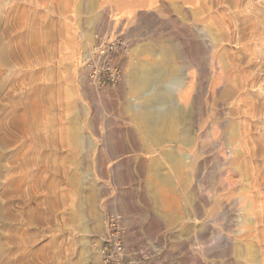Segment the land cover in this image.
I'll use <instances>...</instances> for the list:
<instances>
[{"label":"rangeland","instance_id":"obj_1","mask_svg":"<svg viewBox=\"0 0 264 264\" xmlns=\"http://www.w3.org/2000/svg\"><path fill=\"white\" fill-rule=\"evenodd\" d=\"M0 5V244L21 252L12 264H100L108 212L127 263L259 258L264 0ZM112 42L122 77L99 87L83 58Z\"/></svg>","mask_w":264,"mask_h":264},{"label":"built area","instance_id":"obj_2","mask_svg":"<svg viewBox=\"0 0 264 264\" xmlns=\"http://www.w3.org/2000/svg\"><path fill=\"white\" fill-rule=\"evenodd\" d=\"M116 43H99L84 56V66L91 83L102 87L117 83L122 77V68L112 57ZM121 216L108 212L104 216L103 230L93 240V247L100 257V264H132L126 262V254L121 239Z\"/></svg>","mask_w":264,"mask_h":264},{"label":"bare ground","instance_id":"obj_3","mask_svg":"<svg viewBox=\"0 0 264 264\" xmlns=\"http://www.w3.org/2000/svg\"><path fill=\"white\" fill-rule=\"evenodd\" d=\"M0 1H2V0H0ZM18 1H19V0H18ZM14 2H15V1H14ZM7 3H8V2H7ZM2 4H3V3H2ZM14 4H15V3H14ZM5 5H6V4H5ZM5 5H4V6H5ZM0 6H1V5H0ZM7 6H8V5H7ZM17 6H18V5H17ZM15 7H16V6H15ZM1 8H2V7H1ZM1 8H0V10H1ZM3 8H4V7H3ZM3 8H2V9H3ZM12 8H13V7H12ZM16 8H17V7H16ZM5 9H6V7H5ZM14 9H15V8H13L12 10H13V12H14V14H15V11H16V10L14 11ZM10 11H11V7H10V5H9L8 8H7V10L5 11V12H6V15H7V13H9ZM2 12L4 13L3 10H2ZM11 12H12V11H11ZM11 12H10V13H11ZM10 13H9V14H10ZM9 14H8V15H9ZM5 17H7V16H5ZM9 17H10V16H9ZM9 17H8V19H9ZM4 19H5V18H4ZM4 19H3V20H4ZM6 20H7V19H6ZM3 52H4V51H3ZM0 53L2 54L1 51H0ZM0 56H1V55H0ZM2 57H4V56H2ZM2 57H1L0 59H2ZM2 61H4V60H2ZM2 63H3V62H2ZM0 134H1V133H0ZM0 138H1V140H2V136H1ZM3 138H4V137H3ZM244 139H245V138H244ZM1 140H0V141H1ZM246 140H247V139H246ZM3 141H4V140H3ZM3 141H2V142H3ZM243 141H244V140H243ZM251 141H252V140H251ZM4 142H5V141H4ZM4 142H3V143H4ZM247 142H248V141H247ZM246 144H247V143H244V145H246ZM250 144H251V143H250ZM252 144H253V143H252ZM252 144H251V145H252ZM253 145H254V144H253ZM246 147H247V146H246ZM246 147H245V148H246ZM253 147H254V146H253ZM251 149H252V148H251ZM246 150H247V149H246ZM249 151H250V150H249ZM252 152H255V153H256L255 150L252 151ZM252 152H250V153H252ZM248 153H249V152H248ZM248 153L246 152V155H247V156L250 155V154L248 155ZM252 154H254V153H252ZM246 155L244 154V158L247 157ZM245 156H246V157H245ZM250 157H252V156H250ZM253 157H254V155H253ZM249 159H250V158L245 159V160H246L245 163H248L249 161H247V160H249ZM235 160H236V159H235ZM253 162H255V161H253ZM250 163H252V162L250 161L249 164H250ZM247 165H248V164H247ZM247 165H246V166H247ZM254 165L257 166L256 164H254ZM237 167H238V164H237ZM250 167H251V166H250ZM252 167H253V166H252ZM252 167H251V169L253 170ZM242 168H243V167H242ZM247 168H248V167H247ZM240 169H241V165H240ZM242 170H243V169H242ZM245 170L248 171V169H246V168H245ZM254 170H255V169H254ZM254 170L252 171V173L255 172ZM263 170H264V169H263ZM239 171H240V170H239ZM247 171H246V172H247ZM250 171H251V170H250ZM250 171H248V172H250ZM237 172H238V171H237ZM237 172H236L235 174H237ZM240 172H241V171H240ZM243 172H244V171H243ZM239 174H240V173H239ZM253 174H254V173H253ZM250 175H251V174H250ZM252 176H253V175H251V177L249 176V178H252ZM255 176H256V175H255ZM240 177H242V176L240 175ZM246 177H247V176H246ZM247 179H248V178H247ZM263 179H264V178H263ZM252 180H253V179H252ZM252 180H251V181H252ZM232 182H233V181H232ZM252 182H253V181H252ZM256 182H257V181H256ZM230 183H231V182H230ZM230 183H229V184H230ZM254 183H255V182H254ZM255 184H256V183H255ZM233 185H235V184H233ZM228 189H229V188H228ZM2 190H3V189H2ZM3 192H4V190H3ZM3 192H2V193H3ZM2 196H3V195H2ZM261 202H262V201H261ZM259 204H260V203H259ZM254 205H255V204H254ZM256 205H257V204H256ZM217 206H218V205H217ZM249 206H250V205H249ZM259 206H260V205H259ZM1 207H2V206H1ZM5 207H7V206L5 205ZM246 207H247V206H246ZM217 208H219V207H217ZM217 208H216V210H217ZM248 208H249V207H248ZM250 208H251V209H254V208H252V207H250ZM6 209H7V208H6ZM243 209H244V208H243ZM251 209H249V210H251ZM257 209H259V208H257ZM261 210H262V211H261L262 215L260 216V214H258V216L263 217V219H264V207H262ZM8 211H9V210H8ZM218 211H219V210H218ZM218 211H217V212H218ZM245 211H247V210H245ZM258 211H260V210H258ZM258 211H257V212H258ZM4 212H5L4 207H3V208H0V220L2 221V220L4 219L3 222L6 220L5 218H3V217H4ZM6 212H7V211H6ZM251 212H252V211H251ZM251 212H250V213H251ZM245 213H246V212H245ZM255 213H256V212H255ZM9 214H10V212H9ZM246 214H248V213H246ZM7 215H8V214H7ZM7 215H6V216H7ZM10 215H11V214H10ZM249 215H250V214H249ZM256 215H257V214H256ZM256 215H255V217H256V218H259V217H257ZM249 217H250V216H249ZM2 218H3V219H2ZM8 218H9V216H8ZM239 218H240V216H239ZM251 218H254V217H251ZM13 219L16 220L17 218H13ZM13 219H12V221H13ZM242 219H246V218L243 217ZM249 219H250V218H249ZM8 220H9V219H8ZM17 220H18V219H17ZM17 220H16V221H17ZM238 220H240V219H238ZM247 220H248V218H247ZM9 221H10V220H9ZM12 221H11V222H12ZM20 221H21V220H20ZM20 221H19V222H20ZM255 221H256V220H255ZM258 221H259V220H258ZM261 221H262V220H261ZM14 222H15V221H14ZM239 222H241V221H239ZM256 222H257V221H256ZM259 222H260V221H259ZM259 222H258V224H260ZM4 223H6V221H5ZM4 223H3V224H4ZM17 223H18V222H17ZM20 223H21V222H20ZM245 223H246V222H245ZM253 223H254V222H253ZM253 223H252V224H253ZM261 223H262V222H261ZM0 224H1V223H0ZM241 224H244V223H241ZM247 224H248V223H247ZM254 224H255V223H254ZM258 224H257V225H258ZM14 225H16V224H14ZM14 225H13V226H14ZM245 225H246V224H245ZM260 225H261V224H260ZM11 226H12V225H11ZM11 226H9V227H11ZM16 226H17V225H16ZM262 226H263V225H262ZM2 227H3V226H2ZM5 227H6V226H5ZM9 227H8V228H9ZM242 227H243V226H242ZM12 228H13V227H12ZM16 228H17V227H16ZM261 228H262V227H261ZM261 228H260V230H261ZM240 229H241V228H240ZM252 229H253V228H252ZM255 229H258V228H255ZM255 229H254V230H255ZM8 230H9V229H8ZM8 230H4V231H8ZM11 230H12V229H11ZM247 230H248V228H246V231H247ZM254 230H253V231H254ZM4 231H3V232H4ZM13 231H14V230H13ZM15 231H16V230H15ZM239 231H240V230H239ZM239 231H238V232H239ZM246 231H245V232H246ZM249 231H250V230H249ZM3 232H2V234H3ZM0 233H1V232H0ZM9 233H10V232H9ZM239 233H240V232H239ZM243 233H244V232H243ZM247 233H248V232H247ZM249 233H250V232H249ZM245 234H246V233H245ZM3 235H5V234H3ZM248 235H249V234H248ZM248 235H246V236H245V235H241V236H239V238H240L241 240H247L246 237H248ZM10 236H11V235H10ZM12 236H14V234H13ZM15 236H16V235H15ZM1 238H4V237H1ZM15 238H16V237H15ZM15 238H14V239H15ZM7 239H8V238H7ZM9 239H10V238H9ZM10 240H11V239H10ZM17 240H18V239H17ZM8 241H9V240H8ZM11 241H12V240H11ZM257 241L260 243L259 245H260V247H261L260 250H259V254H258V255H259V258H258V259L256 258V259L252 262V264H264V228H262V235H260V236L257 237ZM15 242H16V241H15ZM1 243H2V242H1ZM4 243H5V242H4ZM10 243H11V242H10ZM12 243H13V242H12ZM14 244H15V243H13V246H14ZM20 245H21V244H20ZM3 246H6V245H2V244H0V264H12V263H15L16 261L20 263V261H21V252H20V254H19V253L16 254V252H15L16 250H13L12 248L6 250ZM11 246H12V244H11ZM17 246H18V245H17ZM20 247H21V246H20ZM15 249H16V248H15ZM17 249H18V248H17ZM17 264H18V263H17Z\"/></svg>","mask_w":264,"mask_h":264},{"label":"crops","instance_id":"obj_4","mask_svg":"<svg viewBox=\"0 0 264 264\" xmlns=\"http://www.w3.org/2000/svg\"><path fill=\"white\" fill-rule=\"evenodd\" d=\"M138 94V93H137ZM148 101H145V105H147ZM144 106V105H143ZM142 107V106H141ZM130 123H131V126H130V130H131V135H135V137H138V125L134 124V115L133 113L131 112L130 114ZM134 127L136 128V132H134ZM134 142L137 144L138 142L136 140H134Z\"/></svg>","mask_w":264,"mask_h":264}]
</instances>
